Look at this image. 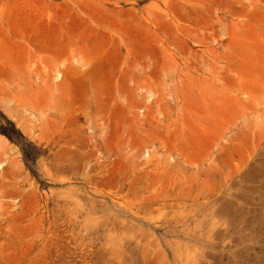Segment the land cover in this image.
<instances>
[{
	"label": "rangeland",
	"instance_id": "1",
	"mask_svg": "<svg viewBox=\"0 0 264 264\" xmlns=\"http://www.w3.org/2000/svg\"><path fill=\"white\" fill-rule=\"evenodd\" d=\"M0 129V264H264V0H0Z\"/></svg>",
	"mask_w": 264,
	"mask_h": 264
},
{
	"label": "trees",
	"instance_id": "2",
	"mask_svg": "<svg viewBox=\"0 0 264 264\" xmlns=\"http://www.w3.org/2000/svg\"><path fill=\"white\" fill-rule=\"evenodd\" d=\"M9 124L11 125V127H13V124L9 122ZM0 132L4 135H6L9 139H11V137L9 136V134L7 132H5L4 130L0 129Z\"/></svg>",
	"mask_w": 264,
	"mask_h": 264
}]
</instances>
